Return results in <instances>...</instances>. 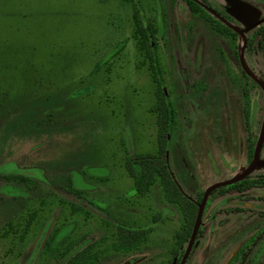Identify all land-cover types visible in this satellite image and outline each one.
<instances>
[{"label":"rangeland","instance_id":"rangeland-1","mask_svg":"<svg viewBox=\"0 0 264 264\" xmlns=\"http://www.w3.org/2000/svg\"><path fill=\"white\" fill-rule=\"evenodd\" d=\"M206 1L245 46L211 32L183 0H0V264H62L119 227L150 229L148 242L115 254L107 241L99 264L176 263L182 213L159 182L139 197L126 170L158 145L134 13L157 29V78L175 114L166 165L186 198L250 168L243 89L256 148L264 124V50L254 37L264 0H235L250 8L249 23L230 0ZM263 175L264 144L248 177ZM10 222L19 233L2 238ZM198 231L188 264H264V189L209 193Z\"/></svg>","mask_w":264,"mask_h":264},{"label":"trees","instance_id":"trees-1","mask_svg":"<svg viewBox=\"0 0 264 264\" xmlns=\"http://www.w3.org/2000/svg\"><path fill=\"white\" fill-rule=\"evenodd\" d=\"M130 1V0H126ZM188 10L198 18L204 20L210 27L211 32L214 34L229 39L232 43L238 39V34L229 26L223 24L198 4L191 0H183ZM205 3L204 0H199ZM157 29L151 23L145 24L139 17L138 12H135L132 18V38L135 42L136 51L141 58V65L144 66L149 72V76L155 85L156 104L153 112L157 114L158 126V145L157 151L154 154L134 156L126 163V170L128 176L133 181V187L139 197L145 196L150 188L157 182L162 187L167 201L175 204L183 216V224L179 230L174 234V247L170 252L171 258L177 257L178 261L184 256L185 252L183 247L189 244L193 229L195 226L198 207L202 201L203 194L200 193L196 201L186 198L176 186L166 165V150L167 138L170 133L171 126L174 122V111L170 104L166 102V97L162 92L158 78L155 63V54L158 44L156 40ZM254 37L259 39L258 46L260 50H264V24L259 26ZM252 46V41H247V47ZM244 78L249 79L248 75L242 71ZM243 96L245 97V105L243 108L244 127L247 133V160L251 164L255 154V141L252 139L250 132V99L249 91L243 89ZM264 144V142H263ZM264 189V175L256 178L245 177L244 179L233 184L220 187L211 191L210 193H217L218 195H227L231 193L243 194L253 190ZM13 222L6 225V230L2 238L6 235H18L19 231L13 228ZM28 228L24 229L26 233ZM150 229L145 230H130L127 228H115V231L109 238H104L99 241L90 242L85 244L82 248L78 247L65 255L67 258L62 264H99L100 249L104 243L110 241V250L112 253H130L139 251L141 247L145 246L148 242ZM201 235L197 231L195 239ZM20 243L23 241L19 237ZM54 249V248H53ZM62 256V254L60 255ZM64 258V259H65Z\"/></svg>","mask_w":264,"mask_h":264},{"label":"water","instance_id":"water-1","mask_svg":"<svg viewBox=\"0 0 264 264\" xmlns=\"http://www.w3.org/2000/svg\"><path fill=\"white\" fill-rule=\"evenodd\" d=\"M231 4L240 12V18L242 21L246 22V23H249L250 22V8L245 5V4H242V3H239L235 0H230ZM205 8V7H204ZM208 10V9H207ZM210 13H212V11L208 10ZM214 14V13H212ZM230 28H232L239 36H241V38L243 39L244 41V46L246 44V41H245V38H244V35L238 31L237 29L231 27L230 25H228ZM240 62H241V65L243 66V59H242V55L240 57ZM258 85L260 86V88L264 91V85L258 83ZM264 142V124H263V127H262V131H261V136H260V140H259V143L257 145V148H256V151H255V154H254V157H253V160L251 162V165H250V168L248 169V171L239 176L238 178H235L227 183H224V184H220V185H216V186H213L211 188H209L204 194H203V198H202V201L198 207V213H197V218H196V222H195V226H194V229H193V233H192V236H191V239L189 241V244H188V247H187V250L185 252V255L183 257V260H182V263L185 261V259L187 258L190 250H191V247H192V244L194 243V240H195V236L197 234V231H198V226H199V221H200V215H201V210H202V207L205 203V200H206V197L207 195L215 190V189H218L220 187H223V186H227V185H230V184H233L235 182H238L242 179H244L245 177H247L256 167V163H257V160H258V157H259V153H260V150H261V147H262V144Z\"/></svg>","mask_w":264,"mask_h":264},{"label":"flooded vegetation","instance_id":"flooded-vegetation-1","mask_svg":"<svg viewBox=\"0 0 264 264\" xmlns=\"http://www.w3.org/2000/svg\"><path fill=\"white\" fill-rule=\"evenodd\" d=\"M191 1H193V2H195L196 4H198L200 7H202L204 10H206L210 15H212L214 18H216L217 20H219L220 22H222L223 24H225V25H230L231 27H233L232 26V24L230 23V21H229V16L226 14V13H224V12H220L219 10H216L211 4V6H209V5H207L206 4V0H204L205 1V3H203V2H201V1H199V0H191ZM205 7V8H204ZM188 9V8H187ZM210 10V11H212V13H214V14H212V13H210L208 10ZM226 16H227V18H226ZM241 15H239V17H240ZM200 19V18H199ZM202 20V19H201ZM204 21V20H203ZM205 22V21H204ZM234 28V27H233ZM232 29V28H231ZM239 36V35H238ZM243 67V66H242ZM245 72V71H244ZM250 192V191H249ZM247 193V192H246ZM243 194H245V193H243ZM237 195H240V194H237ZM244 249V248H243ZM243 253H244V250H241L239 253H237L238 255H240V257H239V259H243L244 257H242L241 255H243ZM185 255V254H184ZM184 257V256H183ZM183 257L178 261V259L176 258V263L175 264H188L189 262V258H188V256H187V258L185 259V261L182 263V260H183ZM238 258V257H237ZM236 259V258H235Z\"/></svg>","mask_w":264,"mask_h":264}]
</instances>
